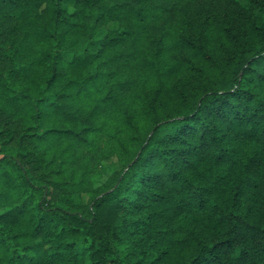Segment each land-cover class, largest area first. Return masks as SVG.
Segmentation results:
<instances>
[{"label":"trees","instance_id":"obj_1","mask_svg":"<svg viewBox=\"0 0 264 264\" xmlns=\"http://www.w3.org/2000/svg\"><path fill=\"white\" fill-rule=\"evenodd\" d=\"M1 96L0 264H264V0H0Z\"/></svg>","mask_w":264,"mask_h":264},{"label":"rangeland","instance_id":"obj_2","mask_svg":"<svg viewBox=\"0 0 264 264\" xmlns=\"http://www.w3.org/2000/svg\"><path fill=\"white\" fill-rule=\"evenodd\" d=\"M64 6L67 7L69 10H71L70 1H64ZM116 29H117V24L114 22L105 25L100 31V36L98 38V41L96 42V47H99L102 44L101 39L109 31ZM0 98L3 99L2 96ZM7 100H8L7 97H5V101ZM0 113L2 114V111H0ZM54 118H57V120L64 119L65 122H72L73 120H77V117L74 115H69L64 117H62V115H55ZM19 121H20L19 119H16L5 124V129L6 132L8 133L9 147L14 150L17 149L18 147H20L23 150L28 148H33L34 142L32 141V139L30 137L22 136V129L19 126ZM1 123L3 124L4 120H2ZM72 138L73 137L71 135H65V136L51 135L47 139V141L41 143L40 146L42 145V147L45 149L49 148V150H47V154L49 155L52 152V150L56 149L57 142L68 141L71 140ZM38 151L39 150L37 149L36 152ZM24 161L26 163V167L32 169V171H35V173H38L43 168L41 161L35 156L33 152L25 156ZM97 164L98 165L94 168L95 171L88 176L84 174L78 183H67V185H65V181H67L68 179V176L65 173H62L60 175H53V174L50 175L51 177L58 179L59 182H51L50 184H48L49 192L47 195V204L48 205L55 204L64 195L71 197L74 203H79V202L86 203L89 201L91 196L96 191H98L101 188H104L108 184H111L115 180V176L121 170V164L118 162L115 155H111L106 159H102ZM37 198L38 197L35 195L31 199V201H37ZM21 200L22 199H18L13 196L7 199L6 207L2 208L0 210V213H2V211L6 210L9 207L10 208L18 207L20 205ZM1 247L2 246L0 244V250ZM49 248H50L49 245H45L43 251H38L35 254V257L37 256L39 259H42L44 256V252Z\"/></svg>","mask_w":264,"mask_h":264}]
</instances>
